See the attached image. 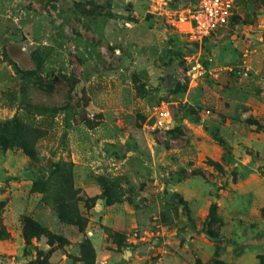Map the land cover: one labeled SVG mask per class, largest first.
<instances>
[{
  "label": "rangeland",
  "instance_id": "374dc122",
  "mask_svg": "<svg viewBox=\"0 0 264 264\" xmlns=\"http://www.w3.org/2000/svg\"><path fill=\"white\" fill-rule=\"evenodd\" d=\"M180 6L0 0V122L38 153L0 148V264H93L89 242L94 264H264V0H237L196 50ZM56 163L85 227L34 190ZM28 220L66 241L27 239Z\"/></svg>",
  "mask_w": 264,
  "mask_h": 264
},
{
  "label": "trees",
  "instance_id": "16d2710c",
  "mask_svg": "<svg viewBox=\"0 0 264 264\" xmlns=\"http://www.w3.org/2000/svg\"><path fill=\"white\" fill-rule=\"evenodd\" d=\"M29 129L21 125L18 121H6L0 122V148L6 150L12 146L20 147L26 155L32 160L38 159V153L35 147V137L28 131ZM58 180L55 186H52L51 180ZM65 184L67 186L65 187ZM34 190L44 193L46 201H52L54 209L59 213L60 219L64 223L72 225H81L85 227L87 219L81 216L79 212L78 190L73 186L72 180V166L66 163L54 164L53 171L49 176H43L38 178L34 182ZM105 195L110 203L118 202L119 199H114L109 193V186L104 184ZM51 197H53L51 200ZM212 217H215V212H212ZM211 237H216V234L212 231H207ZM47 235L50 242L55 238L48 230L40 226L38 223L28 220L26 225V238L30 239L34 236ZM8 236L5 228L0 225V237L5 238ZM59 241H66L62 238H55ZM89 256L92 259V263L95 262V249L91 242L88 243Z\"/></svg>",
  "mask_w": 264,
  "mask_h": 264
},
{
  "label": "built area",
  "instance_id": "2783aa9c",
  "mask_svg": "<svg viewBox=\"0 0 264 264\" xmlns=\"http://www.w3.org/2000/svg\"><path fill=\"white\" fill-rule=\"evenodd\" d=\"M158 4H168L173 0H155ZM176 22L181 29L195 42H203L215 34L219 29L228 26L231 21L237 0H179ZM189 76L197 78L202 66L198 61H190ZM173 120L171 111L161 106L154 113V128H169Z\"/></svg>",
  "mask_w": 264,
  "mask_h": 264
},
{
  "label": "water",
  "instance_id": "95a60500",
  "mask_svg": "<svg viewBox=\"0 0 264 264\" xmlns=\"http://www.w3.org/2000/svg\"><path fill=\"white\" fill-rule=\"evenodd\" d=\"M198 46H199V42H196V44H193V45L191 46V48H192L193 50H196V49L198 48Z\"/></svg>",
  "mask_w": 264,
  "mask_h": 264
}]
</instances>
